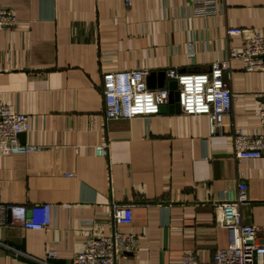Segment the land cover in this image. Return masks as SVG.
<instances>
[{"label":"crops","instance_id":"crops-1","mask_svg":"<svg viewBox=\"0 0 264 264\" xmlns=\"http://www.w3.org/2000/svg\"><path fill=\"white\" fill-rule=\"evenodd\" d=\"M19 23L0 28V103L24 112L22 143L39 149L0 153V264H73L90 234L131 231L137 248L116 264H181L185 252L209 262L227 246L215 203L248 187L245 222L264 242V155L238 161L230 121L253 133L264 72L232 61L234 116L213 135L206 115L160 111L106 119L103 72L148 68L205 72L242 46L228 27L264 34V0H218L195 13L190 0H0ZM158 88V76L155 78ZM108 144L106 155L96 151ZM50 203V224H11L2 205ZM132 205L116 226L115 205ZM55 251L50 256L49 251Z\"/></svg>","mask_w":264,"mask_h":264},{"label":"built area","instance_id":"built-area-1","mask_svg":"<svg viewBox=\"0 0 264 264\" xmlns=\"http://www.w3.org/2000/svg\"><path fill=\"white\" fill-rule=\"evenodd\" d=\"M218 0H190L195 13L216 11ZM134 0H124L131 7ZM19 23L14 11L0 4V28H13ZM229 36L240 35L242 46L231 48L227 57L215 61L205 72L179 73L169 69L167 74L177 81L181 111L187 115H206L211 134H218L226 123L227 116H234V92L230 83L232 61L239 59L247 72H264V34L250 27H228ZM148 68L108 70L103 72V95L106 119L134 118L160 113L168 103L167 86L151 88L147 79ZM263 103L257 110L259 129L249 133L230 121L235 158H259L264 155V91ZM29 120L24 112L13 110L0 103V153H27L39 149L38 145L22 143L19 134L28 130ZM96 151L106 155L108 144H99ZM238 192L234 199L215 203L216 222L229 231L227 246L218 247L209 262H202L191 252H185L181 264H264V242L259 241L257 228L243 219L242 208L249 201L248 187L239 177ZM3 210L11 213V224L19 223L28 229H43L50 224V203L32 205L8 203ZM112 218L116 226L132 221V205H115ZM0 214V226L7 224ZM138 245L137 236L131 231L115 228L110 234H90L83 250L75 253L73 264H116L117 259L133 252ZM55 255V251H49Z\"/></svg>","mask_w":264,"mask_h":264},{"label":"water","instance_id":"water-1","mask_svg":"<svg viewBox=\"0 0 264 264\" xmlns=\"http://www.w3.org/2000/svg\"><path fill=\"white\" fill-rule=\"evenodd\" d=\"M158 76V86L164 87L167 86L169 88V100L168 103L162 105L160 111H171V112H179L181 111L180 103H179V90L177 81L175 79H167L165 71H152L148 76L147 82L149 87H155V76ZM22 133L19 134V136Z\"/></svg>","mask_w":264,"mask_h":264}]
</instances>
